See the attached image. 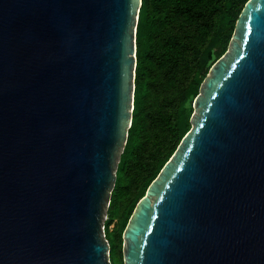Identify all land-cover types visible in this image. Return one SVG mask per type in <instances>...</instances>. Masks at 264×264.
<instances>
[{
	"label": "water",
	"instance_id": "obj_1",
	"mask_svg": "<svg viewBox=\"0 0 264 264\" xmlns=\"http://www.w3.org/2000/svg\"><path fill=\"white\" fill-rule=\"evenodd\" d=\"M141 0H0V264H110ZM137 203L124 264H264V0Z\"/></svg>",
	"mask_w": 264,
	"mask_h": 264
},
{
	"label": "trees",
	"instance_id": "obj_2",
	"mask_svg": "<svg viewBox=\"0 0 264 264\" xmlns=\"http://www.w3.org/2000/svg\"><path fill=\"white\" fill-rule=\"evenodd\" d=\"M249 0H141L131 126L104 222L110 264L149 186L191 129L193 102Z\"/></svg>",
	"mask_w": 264,
	"mask_h": 264
},
{
	"label": "rangeland",
	"instance_id": "obj_3",
	"mask_svg": "<svg viewBox=\"0 0 264 264\" xmlns=\"http://www.w3.org/2000/svg\"><path fill=\"white\" fill-rule=\"evenodd\" d=\"M106 219H107V214H106Z\"/></svg>",
	"mask_w": 264,
	"mask_h": 264
}]
</instances>
